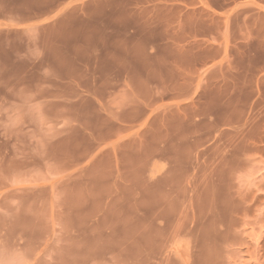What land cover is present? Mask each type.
<instances>
[{"label": "rangeland", "instance_id": "1", "mask_svg": "<svg viewBox=\"0 0 264 264\" xmlns=\"http://www.w3.org/2000/svg\"><path fill=\"white\" fill-rule=\"evenodd\" d=\"M17 1L18 7L1 9L20 24L0 26V80H11L24 62L70 65L60 49L75 41L57 38L68 25L54 22L65 8L47 22L32 23L42 11L39 2ZM259 9L262 14L255 8L247 13V43L240 49L246 56L225 80L152 89L148 116L136 128L137 153L125 157L135 165L128 191L95 201L73 194L56 218L46 193L0 190V264H264V8ZM33 28L40 32L36 39ZM176 59L158 57L155 63ZM177 60L184 67L193 62ZM167 81L174 83V75Z\"/></svg>", "mask_w": 264, "mask_h": 264}, {"label": "crops", "instance_id": "2", "mask_svg": "<svg viewBox=\"0 0 264 264\" xmlns=\"http://www.w3.org/2000/svg\"><path fill=\"white\" fill-rule=\"evenodd\" d=\"M36 2L42 11L32 23L47 22L65 8L54 22L68 30L56 37L75 45L60 49L71 62L67 67L24 62L19 74L0 80V190L46 193L56 218L73 194L95 201L128 191L135 165L125 157L137 153L136 128L148 116L152 89L225 80L246 56L240 49L247 43V13L264 8V0ZM18 6L17 0H0V26L20 24L1 11ZM39 36L33 28L32 38ZM139 56L146 62L137 63ZM167 56L193 62L155 63ZM169 73L175 77L170 85Z\"/></svg>", "mask_w": 264, "mask_h": 264}]
</instances>
